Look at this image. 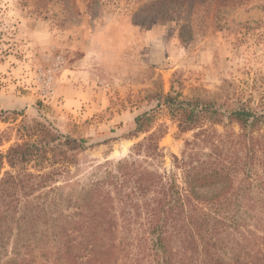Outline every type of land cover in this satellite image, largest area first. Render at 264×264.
I'll list each match as a JSON object with an SVG mask.
<instances>
[{
    "label": "trees",
    "instance_id": "obj_1",
    "mask_svg": "<svg viewBox=\"0 0 264 264\" xmlns=\"http://www.w3.org/2000/svg\"><path fill=\"white\" fill-rule=\"evenodd\" d=\"M215 1L247 0L200 4ZM226 85L211 98L186 97L174 83L156 92V106L135 118L147 135L129 157L81 179L71 166L87 138L46 118L22 120V141L0 151V264H242L227 243L242 227L264 231V96L255 104ZM159 111L180 134L195 131L170 168Z\"/></svg>",
    "mask_w": 264,
    "mask_h": 264
},
{
    "label": "rangeland",
    "instance_id": "obj_2",
    "mask_svg": "<svg viewBox=\"0 0 264 264\" xmlns=\"http://www.w3.org/2000/svg\"><path fill=\"white\" fill-rule=\"evenodd\" d=\"M200 2L0 0V151L22 141L16 131L22 120L49 119L91 145L71 166L81 179L99 163L115 167L129 157L147 135L136 132L135 118L173 83L184 96L202 98L227 84L256 104L264 96V0ZM70 81L81 82L73 103L59 90ZM160 123L167 126L160 146L170 168L172 154L191 150L186 141L195 131L180 134L159 111ZM229 128L239 131L237 124ZM243 228L248 238L235 230L228 253L244 257L242 264H264V231Z\"/></svg>",
    "mask_w": 264,
    "mask_h": 264
},
{
    "label": "crops",
    "instance_id": "obj_3",
    "mask_svg": "<svg viewBox=\"0 0 264 264\" xmlns=\"http://www.w3.org/2000/svg\"><path fill=\"white\" fill-rule=\"evenodd\" d=\"M77 85H81V82L76 84L75 82L70 81L65 84H61L59 87V90L61 93L64 92L63 94L65 95V99H68L69 101L73 103V100L76 99L75 87H77Z\"/></svg>",
    "mask_w": 264,
    "mask_h": 264
},
{
    "label": "built area",
    "instance_id": "obj_4",
    "mask_svg": "<svg viewBox=\"0 0 264 264\" xmlns=\"http://www.w3.org/2000/svg\"><path fill=\"white\" fill-rule=\"evenodd\" d=\"M52 79V78H51Z\"/></svg>",
    "mask_w": 264,
    "mask_h": 264
}]
</instances>
